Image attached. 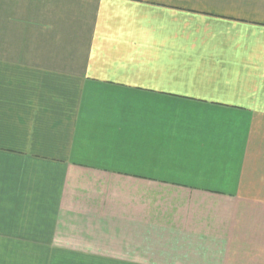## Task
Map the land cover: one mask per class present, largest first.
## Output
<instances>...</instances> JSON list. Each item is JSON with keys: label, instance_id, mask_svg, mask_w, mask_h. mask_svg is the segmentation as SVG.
I'll return each mask as SVG.
<instances>
[{"label": "crops", "instance_id": "1", "mask_svg": "<svg viewBox=\"0 0 264 264\" xmlns=\"http://www.w3.org/2000/svg\"><path fill=\"white\" fill-rule=\"evenodd\" d=\"M0 264H264V0H0Z\"/></svg>", "mask_w": 264, "mask_h": 264}]
</instances>
